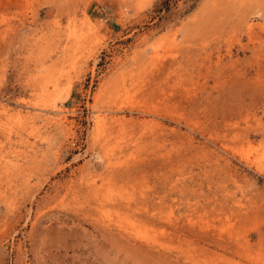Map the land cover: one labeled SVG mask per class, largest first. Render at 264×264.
I'll return each instance as SVG.
<instances>
[{"label":"rangeland","instance_id":"374dc122","mask_svg":"<svg viewBox=\"0 0 264 264\" xmlns=\"http://www.w3.org/2000/svg\"><path fill=\"white\" fill-rule=\"evenodd\" d=\"M0 264H264V0H0Z\"/></svg>","mask_w":264,"mask_h":264},{"label":"built area","instance_id":"2783aa9c","mask_svg":"<svg viewBox=\"0 0 264 264\" xmlns=\"http://www.w3.org/2000/svg\"><path fill=\"white\" fill-rule=\"evenodd\" d=\"M100 10H102V9H100Z\"/></svg>","mask_w":264,"mask_h":264}]
</instances>
